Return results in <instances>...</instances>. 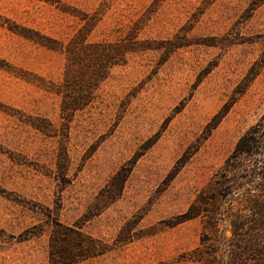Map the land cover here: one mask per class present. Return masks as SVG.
I'll use <instances>...</instances> for the list:
<instances>
[{"label":"rangeland","instance_id":"1","mask_svg":"<svg viewBox=\"0 0 264 264\" xmlns=\"http://www.w3.org/2000/svg\"><path fill=\"white\" fill-rule=\"evenodd\" d=\"M263 115L264 0H0V264H264Z\"/></svg>","mask_w":264,"mask_h":264},{"label":"trees","instance_id":"2","mask_svg":"<svg viewBox=\"0 0 264 264\" xmlns=\"http://www.w3.org/2000/svg\"><path fill=\"white\" fill-rule=\"evenodd\" d=\"M17 30H19L20 32L24 33L27 36L32 37V35L28 33L27 29L20 28ZM39 36L40 37H38V40L48 45L49 47L61 48L65 50L71 49L70 44L65 45L57 39H53L51 37H47L43 35L42 36L39 35ZM110 47L111 45L109 44H95V43L85 44L81 47L83 51L87 53L85 54V58L83 60L88 61V65L85 68L88 69V71L86 72L87 74L88 73L89 74L87 75V79L84 82V86L87 88L88 92L91 91V88L93 87L97 79L101 80L102 78L106 77L107 75L106 71L112 64L122 63L125 60V55L127 53V50L125 49L123 44L119 45L116 51L111 50ZM69 75H71L70 67H67L65 73L66 82H68ZM84 94L85 93H83L84 102L83 101L82 102L85 104V101L88 99V101L86 102L87 104L90 101L89 95L86 96ZM69 100L70 99L68 98L65 99L63 103V110H65L66 108H71L76 110L84 105L83 103H81L80 100L75 99L74 102L72 103L69 102ZM256 155L264 157V115L255 125H253L250 129L246 131V133L243 136L240 137L239 141L236 144L234 152L232 153L231 157L228 160V162L229 163L231 162L232 166L235 168H240L243 166L244 163L250 161L251 167L253 166L252 167L253 169H252V173L247 176H249V178H252V180L254 181H258L256 183H259V186H261V188L259 189L261 192L260 194H258V196L249 192L248 196L245 195V197L247 196V199H249L250 201L249 203L250 208L254 209L255 212H258L259 215L264 216V159H260ZM253 157H257V158H253ZM248 165L249 163H246L245 167ZM261 219H259L258 224H262V226L264 227V218L262 219V221ZM261 233L263 240L264 230ZM263 247H264V242H263Z\"/></svg>","mask_w":264,"mask_h":264}]
</instances>
